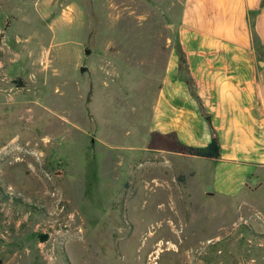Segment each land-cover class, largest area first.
<instances>
[{"label":"rangeland","instance_id":"1","mask_svg":"<svg viewBox=\"0 0 264 264\" xmlns=\"http://www.w3.org/2000/svg\"><path fill=\"white\" fill-rule=\"evenodd\" d=\"M183 8L0 0L1 264H264V206L207 195V161L150 132Z\"/></svg>","mask_w":264,"mask_h":264},{"label":"crops","instance_id":"2","mask_svg":"<svg viewBox=\"0 0 264 264\" xmlns=\"http://www.w3.org/2000/svg\"><path fill=\"white\" fill-rule=\"evenodd\" d=\"M183 6L182 20L186 21L177 36L197 97L181 72L179 54L170 49L152 107L150 132L169 138L171 147L163 151L183 161V157L200 156L183 154L174 142L204 148L214 130L220 155L203 158L210 168L207 195L239 198L262 212L264 0H183ZM248 13L254 14L261 42L257 52L250 48L248 35H239L234 27L235 20L246 24ZM256 192L260 193L257 201L248 198Z\"/></svg>","mask_w":264,"mask_h":264},{"label":"trees","instance_id":"3","mask_svg":"<svg viewBox=\"0 0 264 264\" xmlns=\"http://www.w3.org/2000/svg\"><path fill=\"white\" fill-rule=\"evenodd\" d=\"M182 51V56L179 54V52ZM177 53L179 54L180 58H181V66L183 68H185V81L187 83V85L189 86V89L191 91V94L195 97H197L196 94V90H195V86H194V80L191 77V75L187 72V68L186 65L183 64L184 62V55H183V50L182 47L179 43V48H178ZM175 146L181 150V152L183 154L186 155H196V156H200L202 158H217L220 155V146H219V141L217 138V135L215 133V131H212V136H211V140L208 143V145L204 148H198V147H194V146H188V145H184L178 141H175ZM1 264V262H0Z\"/></svg>","mask_w":264,"mask_h":264},{"label":"bare ground","instance_id":"4","mask_svg":"<svg viewBox=\"0 0 264 264\" xmlns=\"http://www.w3.org/2000/svg\"><path fill=\"white\" fill-rule=\"evenodd\" d=\"M172 223V222H171ZM172 227L175 229V225L174 224H172ZM170 244H172V243H167L166 245H169L168 247H169V250L170 251H172V247H171V245ZM158 253H160L161 251H163V249L161 248V246H162V242L160 241L158 244ZM173 246V245H172ZM188 254V253H187ZM159 255V254H158ZM155 261V260H154Z\"/></svg>","mask_w":264,"mask_h":264},{"label":"water","instance_id":"5","mask_svg":"<svg viewBox=\"0 0 264 264\" xmlns=\"http://www.w3.org/2000/svg\"><path fill=\"white\" fill-rule=\"evenodd\" d=\"M85 69V67H81V71H83Z\"/></svg>","mask_w":264,"mask_h":264}]
</instances>
